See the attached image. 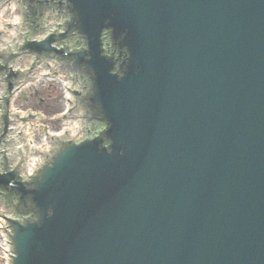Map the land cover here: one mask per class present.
Wrapping results in <instances>:
<instances>
[{"label":"water","instance_id":"1","mask_svg":"<svg viewBox=\"0 0 264 264\" xmlns=\"http://www.w3.org/2000/svg\"><path fill=\"white\" fill-rule=\"evenodd\" d=\"M18 2L27 30L0 8L9 264H264V0ZM53 73L70 131L41 144L11 98Z\"/></svg>","mask_w":264,"mask_h":264},{"label":"rangeland","instance_id":"2","mask_svg":"<svg viewBox=\"0 0 264 264\" xmlns=\"http://www.w3.org/2000/svg\"><path fill=\"white\" fill-rule=\"evenodd\" d=\"M45 81V82H44ZM44 82V83H43ZM41 85H28L19 94L18 106L23 110H32L41 113V118H36L37 128L47 127L52 131H60L70 125H61L59 117L66 109V89L63 81L51 79L43 80ZM1 235V234H0ZM0 241V258H2Z\"/></svg>","mask_w":264,"mask_h":264},{"label":"bare ground","instance_id":"3","mask_svg":"<svg viewBox=\"0 0 264 264\" xmlns=\"http://www.w3.org/2000/svg\"><path fill=\"white\" fill-rule=\"evenodd\" d=\"M43 77H40V76H37V78H36V81H35V84L34 85H37L38 83H39V81L42 79ZM65 84V83H64ZM65 89H66V96L65 97H70L69 96V93H68V91H67V88H66V86H65ZM66 101H67V99H66ZM15 115H19V116H23V117H27V112L26 111H20V110H15V113H14ZM67 114V113H66ZM34 115H35V117L36 118H40L42 115L41 114H39V113H34ZM65 130H67V131H70V127L68 126V127H66V128H64ZM64 129H62V130H60V131H51V130H49V129H45V133L46 134H64ZM0 241L2 242V248H7V246H6V244H5V242H4V240H3V238H2V236L0 235ZM2 248H1V254L3 255V257L5 258V261H4V263L3 264H5V262H6V260H7V258H6V256H5V254H4V252H3V250H2Z\"/></svg>","mask_w":264,"mask_h":264}]
</instances>
